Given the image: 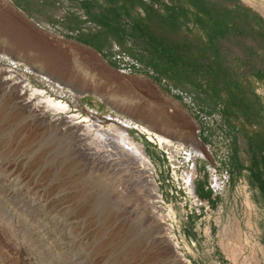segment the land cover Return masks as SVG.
Instances as JSON below:
<instances>
[{"label": "rangeland", "instance_id": "obj_1", "mask_svg": "<svg viewBox=\"0 0 264 264\" xmlns=\"http://www.w3.org/2000/svg\"><path fill=\"white\" fill-rule=\"evenodd\" d=\"M240 1L264 19V0ZM71 6L65 0L63 7L39 8L38 17L50 33L12 6L7 9L11 24L0 19V36L9 46L0 48V264H172L166 259L163 225L148 215L152 208L146 205L144 175L132 173L126 161L104 162L85 151L112 154L95 132L84 134L88 114L105 119L111 113L149 120L174 143L190 148L197 149L199 140V156L189 158L132 129L155 167L152 177L161 203L151 202L163 207L159 213L169 214L168 232L188 264H264V196L253 181L246 142L238 136L240 142L232 147L234 133L218 107L193 87H175L166 80L158 84L152 72L123 56L114 43L110 52L103 49L104 56L79 42L77 36L98 27L89 17L83 33L72 30ZM90 11L92 17L102 14L101 9ZM104 13L115 22L111 12ZM31 50L35 58L28 62L8 53ZM33 73L83 94L74 102ZM17 81L27 98L34 93L64 103L70 109L66 116L75 117L79 130L70 131L24 106L9 85ZM190 173L194 195L186 188ZM202 190L217 199L205 202L198 197Z\"/></svg>", "mask_w": 264, "mask_h": 264}, {"label": "trees", "instance_id": "obj_2", "mask_svg": "<svg viewBox=\"0 0 264 264\" xmlns=\"http://www.w3.org/2000/svg\"><path fill=\"white\" fill-rule=\"evenodd\" d=\"M105 11L115 22L105 18L103 10L101 16L90 15L98 29L76 39L104 56L103 49L110 52L114 43L121 54L152 72L158 84L166 80L175 87H193L218 107L227 125L232 118H242L259 126L254 135L244 133L252 154L251 174L260 183L264 102L257 89L264 86L262 17L240 0H106ZM231 166L233 172L235 164Z\"/></svg>", "mask_w": 264, "mask_h": 264}, {"label": "bare ground", "instance_id": "obj_3", "mask_svg": "<svg viewBox=\"0 0 264 264\" xmlns=\"http://www.w3.org/2000/svg\"><path fill=\"white\" fill-rule=\"evenodd\" d=\"M1 73L2 70H0V74ZM32 75L42 84L47 85L50 88H52L54 91L59 92V94L63 96L71 95L72 98L74 99L73 100L74 102L79 101L81 95L83 94L77 92L76 90H71L70 88L67 87V85L57 80H54L53 78H49L47 76L37 73H33ZM9 80L10 79H5V81H9ZM20 84L21 82L19 81L13 82L11 84L9 83L10 87H13L15 90H17V98L21 100L24 106H26L31 111H34L41 118L47 119L51 122H54L55 124L63 125L66 129L70 131L77 132V130H79L80 127L78 125V122L76 123L72 122L75 119V117L66 116V113H69L70 109H67L64 103L55 102L53 101L54 99L51 100V98L49 99L48 97H47L48 99L42 100L33 96L34 93L32 94L31 97L27 98L23 95L24 93L22 91H19ZM39 91L36 92L38 93ZM101 100L105 101V98H101ZM48 113H54V114L57 113V115L60 114V116L56 119H52V118H48L49 115ZM88 115L89 117H86V120L90 119L88 121L90 122V124L86 126L87 128L85 127L86 129L84 130V134H89L92 136L95 132L94 134L95 139L100 141L102 145L111 147L113 152L112 154L105 156L103 154L100 155L98 151H94L92 148L86 147L85 151H87L89 155L99 157L104 162L110 160H113L114 162L126 161L127 164H132L131 167L128 168L129 170H131L132 173H138L139 171L142 173L139 174L144 175L146 181L148 182L147 185L149 186L147 189H145L148 193L146 199L147 200L146 205L152 208L150 214L148 215L152 219H157V221H159L163 225L164 233L166 235L165 237L166 240L168 239V241H171L170 243L171 246L177 247L176 244L177 241L175 242L173 240V237L168 232L169 230L168 227H170V225L165 222L169 219V214L159 213L158 210H163V207L154 206L151 202V200L153 199V201H156L157 203H161L160 194L158 191L159 188L157 187V184L152 177V173L155 170V167L151 163L149 157L146 154L144 144L138 142L135 139V137L132 135V129H137L140 130L142 133H146L149 136L148 139L152 143H155L157 141L161 146V148L172 150V152L183 151L185 154L189 155V158L190 156H193L191 154H195V156H199V154L197 153L199 149V140L197 139V141L194 143L195 145L194 147L197 148L194 149L193 147L190 148V146H185L184 144L179 142L174 143L173 140H171L166 133L155 129L154 126H151L149 124V120H144L145 122L144 123L142 121L126 117L125 115L120 113L117 114L111 113L109 117L105 119L98 118L93 114H88ZM152 117L153 115L152 116L150 115L151 119H153ZM78 136L81 137V135ZM188 150L190 151V153ZM124 174L127 175V173ZM193 182H194L193 174L187 175L186 188L189 191L190 195H194L195 192ZM183 264H188L187 260L183 261Z\"/></svg>", "mask_w": 264, "mask_h": 264}, {"label": "crops", "instance_id": "obj_4", "mask_svg": "<svg viewBox=\"0 0 264 264\" xmlns=\"http://www.w3.org/2000/svg\"><path fill=\"white\" fill-rule=\"evenodd\" d=\"M64 1L65 0H0V19L3 18L7 24L8 23L11 24L9 21V16L7 14V9L9 6H12V8L15 11L21 13L25 18L28 17L29 19H31L35 23H37L38 25H35L32 21L29 20L38 29H40L43 32L50 33V31H48V27H46V25H45L47 23H45L44 21H41L38 17L39 8L63 7ZM70 1H72V6L70 8H68V11H69V15L74 19L73 20L74 26H73L72 30H74L77 33L80 32V30H81V33H83L84 32V29H83L84 24L85 23L89 24V17L91 15V11H90L91 8L101 9V10H103V13H104V10L106 7V0H70ZM40 27H42V28H40ZM89 30L90 29L88 28L87 31H85L84 33H87ZM16 31H17V29L15 30V32ZM1 39H0V48H3V49L9 48V46H7L5 38L1 37ZM10 52L11 51H8V53L14 59H18V60H21L24 62H28L27 59H29V58H35L32 50L27 51V52H23V51H15V52H11V53ZM31 52L33 53L32 55L30 54ZM236 52H238V50ZM237 54H240V53L238 52ZM122 55L127 56L124 53H122ZM119 56H120V54H118V57ZM127 58L130 59L129 56H127ZM257 93L263 97V102H264V86L259 87L257 89ZM229 127L234 133V134H232V141H233L232 147L235 148L236 142H238V143L240 142L238 136H241L242 139L244 140V142H246L247 149L250 152L249 145H248L246 135L244 132H247L249 135H254L256 132L260 131V127L257 126L256 124H253V123H247L242 118H237V119L232 118V122H231V125H229ZM231 159H233V157H231ZM251 162H252V158H251ZM251 167H252V163L250 166V171H251ZM261 170H262V172L260 174V183L255 181L254 179H253V181L257 183L260 192L264 196V188L262 187V186H264V166H263V168L261 167ZM203 192H204L203 196L200 199L204 200L205 202H213L215 199H217V197H215L212 193L210 194V192L205 191V190H203Z\"/></svg>", "mask_w": 264, "mask_h": 264}, {"label": "water", "instance_id": "obj_5", "mask_svg": "<svg viewBox=\"0 0 264 264\" xmlns=\"http://www.w3.org/2000/svg\"><path fill=\"white\" fill-rule=\"evenodd\" d=\"M26 18L28 20L32 21L35 25H38L37 23H35L33 20L29 19L28 17H26ZM40 28H42V27H40ZM65 39L69 40L68 38H65ZM90 48H92V47H90ZM164 241H165V245L168 249V256L166 259L172 264H183V261H185V258L181 254H179V252L177 251V247L171 246L170 245L171 241H168V239L167 240L165 239Z\"/></svg>", "mask_w": 264, "mask_h": 264}]
</instances>
